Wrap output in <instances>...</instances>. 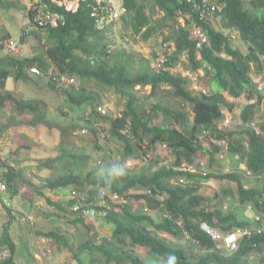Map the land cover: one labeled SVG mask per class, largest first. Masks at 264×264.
<instances>
[{
	"label": "trees",
	"instance_id": "trees-1",
	"mask_svg": "<svg viewBox=\"0 0 264 264\" xmlns=\"http://www.w3.org/2000/svg\"><path fill=\"white\" fill-rule=\"evenodd\" d=\"M155 1L166 13L158 24L151 22L150 16L145 11L146 4L141 0H124L126 12L122 19L128 26L132 22L134 32L141 33L144 39L154 36L159 29L170 30V33L164 36V41L175 40L176 49L171 53L164 52L168 69L160 72L155 70L130 73V65L122 64L121 61L125 51L117 55V60L114 58L112 60L107 45L102 41L104 29L100 26V19L107 17L108 12L102 8L99 15H95L99 10L96 9L97 1L87 0L82 1L76 11H68L49 2L53 9L65 15V23L42 30L33 29L30 32H26L23 28L21 35L24 43L31 33L39 38L41 31H44L47 45L50 44L49 49L37 56L10 54L3 58L0 55L2 66L0 75L12 72L15 78L21 79L29 74L31 67L39 66L43 70L56 67L58 71L75 75L80 79H95L105 86L112 87L127 102L122 116L103 115L108 121V125L103 126V129L94 127L90 117H87L90 128L94 131L99 129L100 132L106 129V139L124 141L125 151L129 154L135 155L145 137L149 138L151 148L156 143L162 142L175 154L176 159L173 164L162 165L152 170L149 175L129 171L122 181L119 178L111 179L106 184V169H103V172H97L95 169L87 172L81 170V173L77 174L72 171L70 177L60 179L63 184L69 182L77 184L78 189L87 185L93 188L97 195H101L103 190L106 195L114 193L125 198L123 202H114L110 201L112 199L109 196L108 201L112 207H99L106 211V220L114 225L113 233L117 238L118 243H116L121 247V253L112 252L107 243L96 244L87 241L80 246V250L85 249L94 255L91 259L92 264H95V256L98 253L105 256V263L108 264L112 261L115 264H149L134 249L138 245L146 247L148 253L155 258H161L162 264H166L170 254L176 256V264H264V234L255 233L251 237H242L239 248L228 255L223 252L221 242L212 239L203 228L204 223L222 231H232L239 227L249 228L252 224L257 226L258 224L250 217L240 216V213L249 206L264 214V116L258 115L262 110L264 92L256 89L252 78L254 67L257 71L264 72V15L260 16L252 12L246 7L244 0H217L224 6L222 11L216 12L227 19L228 27L239 30L247 47L248 53L245 54L224 31L214 28L208 21H199L198 12L186 0ZM259 1L264 2V0ZM0 3L6 10L12 8L11 5L5 4L4 0H0ZM181 15H190V18L186 17L185 23H182ZM194 24L201 25L209 38V41L201 47L197 46V41L191 34V27ZM184 53L187 54L192 68L199 69L206 65V76L211 78L215 89L194 93L189 87L187 76L170 71ZM198 53L201 54V59L197 58ZM48 83L53 87L56 86L53 82ZM77 85L78 82L64 90L74 103H83L89 97H77L75 95ZM147 85L152 86L151 96L157 95L163 85L171 86L176 97L192 105L193 119H189V114L185 110L164 106L162 101L156 105L154 112L162 110L173 126L150 124L151 115L146 117V113L140 109L138 106L140 97L135 92L137 86L144 88ZM224 92H228L233 100L227 99ZM243 93L245 98L240 102ZM6 98L16 100L9 93L1 95L0 102ZM255 98L256 102L251 103ZM26 104L23 102L21 107L25 109ZM27 105L33 110L38 108V103L32 105L29 102ZM240 105H244L238 115L241 124H233L237 129L224 127L226 111L234 114ZM182 106L185 109V104L182 103ZM37 122L34 121L32 124ZM44 122L51 126L49 121ZM174 122L180 123L181 128L176 127ZM254 124H257L260 130L253 128ZM216 140L227 141L226 154L232 158L233 165L230 171L212 170L211 166L216 156L222 152V147L215 142ZM99 146L100 144L96 148ZM200 152L208 156L211 170L204 173L200 170L183 169L184 163L193 165L195 156ZM0 164L7 166L4 175L9 183L8 190L14 195L15 191L19 190L14 182L17 178L16 170L7 165L6 161ZM240 164L246 165L245 170L240 168ZM211 177L230 179L237 183L235 189L230 187V192L237 194L238 198L232 204L231 211L218 208V204L215 211L207 209L211 205L212 197L204 195L200 188L201 184ZM182 179L184 181H181ZM139 187L149 188L153 194L147 191L133 194L137 199V205H141L140 199H145L152 210L156 207L159 209L161 202L158 197L165 195V207L161 209L169 211L173 218L167 217L160 221L153 212L147 213L144 208L133 211L128 191ZM2 198L3 193L0 190V200ZM178 220L183 222L182 226L176 223ZM185 230L193 234L196 239L195 244L187 242V245H184L167 239L174 236L182 239ZM43 234L54 238L60 245L71 248L66 235L57 231ZM164 235H168L167 238L163 237ZM4 236L12 253L9 251V256L2 264H16L13 257L15 243L8 234ZM254 254H256L255 259H253ZM76 256L78 257L77 253ZM150 262L155 264L154 261Z\"/></svg>",
	"mask_w": 264,
	"mask_h": 264
},
{
	"label": "crops",
	"instance_id": "crops-1",
	"mask_svg": "<svg viewBox=\"0 0 264 264\" xmlns=\"http://www.w3.org/2000/svg\"><path fill=\"white\" fill-rule=\"evenodd\" d=\"M4 1L5 4L10 5L8 0ZM123 1L114 0L116 8L121 10ZM213 1L219 6L217 12L222 11L224 4H219L217 0ZM141 2L146 4L145 11L150 16L151 22L158 24L160 19L166 14L165 11L155 0H141ZM244 2L246 7L252 12L258 13L260 16L264 15V2L259 0H256V2L255 0L254 2L253 0H244ZM217 12L208 17L207 21L214 28L228 34L235 41L236 45H245L239 30L228 27L227 19ZM155 14L161 15L154 20L153 15ZM186 17L190 18V15H181L180 21L185 23ZM28 23L29 15L22 29ZM129 26L132 28L131 33L135 37L149 42L151 47L154 46L157 40L156 36L162 35L163 47L157 53L159 57L164 55L165 51L171 53L176 49L175 40L164 41V36L170 33V30L167 28V31L161 32L162 29H159L158 33L154 36L144 39L141 33L137 34L134 32L132 22ZM109 28L107 26V29ZM9 40L13 41L14 37L11 29H8L4 16L0 13V55L2 57L10 55L9 49L6 48ZM20 48L21 53L23 51L22 45H20ZM2 51H5V53H2ZM125 54L126 51L121 61L122 64L130 65V73H138L136 69L138 68L140 59L145 60L144 66L146 63L150 65L151 59L148 60L147 55H145L146 57H141V55L126 56ZM156 55L155 57L158 59L159 57ZM136 57L138 61L135 60ZM197 58L201 59L200 53L197 54ZM152 59L153 67L151 65L152 69L149 71H154L155 69L156 60L153 57ZM132 66L136 67L134 71L131 69ZM205 68V64L199 69L192 68L187 54L184 53L176 65L170 68V71L187 76L189 78V87L194 93L199 91L209 92L215 89V86L211 78L206 76L207 70ZM1 69L2 66L0 64ZM203 82L206 86L202 85ZM196 84L198 85L196 86ZM151 91V85H147L144 88L137 86L135 90L140 97L138 106L146 113V117L147 115H151L150 124L173 126L171 120L166 119L162 110L154 112L156 105L162 101L164 102V106H169L175 110H185L189 114V119H193L192 105L176 97L171 86L163 85L155 96H151ZM9 93L16 100L6 98L3 102H0V151L5 154L7 161L8 159L13 161L17 173V181L25 190H17L14 195H12L10 190L2 192L3 196L11 198L13 206L10 208H0V251L11 252L4 236L8 234L15 243L13 257L16 264H86L82 256H86L89 264H92L91 259L94 255L87 250L85 251V249L80 250V246L87 241H92L96 244L107 243L110 245L112 252L121 253V247L117 244V238L114 237V225L106 220V211L99 209V207L103 206L110 207V201L115 202V194L106 195L103 193L97 195V192L87 185L86 187L84 186L85 188L78 189L77 184L70 182L63 184L60 179L70 177L72 171L75 174L81 173V170L87 172L92 169H95L97 172H103V169L107 170L117 162L123 164L126 170L125 175L119 178L121 181L127 177L129 171L149 175L152 170L162 165L173 164L176 159L173 150L162 142L156 143L151 148L149 146V138L145 137L144 142L141 143L142 146L136 150L135 155L126 153L124 141L114 138L107 140L99 129L94 131L92 128L85 126L84 116L86 113L91 114L92 110L82 111V115L78 116L73 111H67L64 105L61 106V103L60 106L63 109L55 108L53 103L56 95L65 98L69 97L68 93L61 87L49 85L44 77L28 74L25 78L17 79L12 72L11 74L9 72L8 74L0 75V97ZM224 95L229 100H233V97H230L228 92H224ZM169 99L172 101H167ZM23 102L25 104L30 102L32 105L38 103V108L37 110H33L26 104V108L24 109L21 107ZM182 103L185 104V109ZM59 114H62V118L57 119L56 117ZM72 114L75 116L74 118H78L74 123L72 121ZM261 114L262 110L258 115ZM50 117L54 118V120H50ZM45 120L49 121L51 126L47 125L44 122ZM34 121L38 122L32 124ZM174 125L181 128L178 122H174ZM84 127L88 128L87 133L82 132ZM99 144V154L91 156L88 159V155L90 154L88 152L89 149L96 148ZM224 153L219 154V156H224ZM203 154V152H200L195 156L192 171H196L197 168L195 167L203 163L202 159L199 158ZM223 158L229 159V162L232 159L229 156ZM187 166L186 163L183 164L185 169H187ZM6 169L7 166L0 164V173ZM146 190V187L131 188L128 191L130 206L133 211L144 208V211L147 213L153 212L157 219L161 221L162 209L156 207V209L152 210L153 208L145 199H140L141 205H137V199L133 194L146 192ZM218 190L221 191L222 189ZM224 191L227 192L225 187ZM109 196L112 199L110 201H108ZM206 196L208 195L206 194ZM211 201V205L207 209L215 211L217 204L219 208L220 203L214 197H212ZM74 204L87 205L90 209L96 210L97 214L96 216H83L74 210ZM148 207H150V210H147ZM50 231H57L66 235L69 240L68 245L70 244L71 248H66L65 245L62 246L57 243L54 238L43 234ZM134 249L137 253L149 254L148 250L143 246L138 245ZM70 251H74V255L69 253ZM82 253L84 255H80ZM63 255L66 256L64 257ZM68 255L71 257H67ZM95 257V264H104L106 262L103 259L105 256L101 253L96 254ZM109 264H115V262L112 261Z\"/></svg>",
	"mask_w": 264,
	"mask_h": 264
},
{
	"label": "rangeland",
	"instance_id": "rangeland-1",
	"mask_svg": "<svg viewBox=\"0 0 264 264\" xmlns=\"http://www.w3.org/2000/svg\"><path fill=\"white\" fill-rule=\"evenodd\" d=\"M8 1H9L11 6H13L14 4H16V5L13 6L11 9H7V10L2 8L0 5V9L2 10L0 13H1V15L4 16V20L8 24V29H11L14 40L16 41V43H19L20 45H22L23 51H21V53L17 54L16 56H19V55L20 56H37V55L44 54L45 51L47 49H49V47H50V44L47 45L46 34L44 31H41V37H39V38H37L35 35L31 34V36H28L26 38V40H25L26 42H24V43H22V40L20 38V36L22 35V32H23L22 26L25 24L26 20L28 19V15H30L29 9L27 6L28 5L27 0H8ZM20 1H22V2H20ZM3 6H4V4H3ZM24 13H25V16H24ZM160 15L161 14L153 15L154 20L156 19V17H160ZM100 26L104 29L102 41H103V43H105L107 45L108 51H109V49H111V51H109V53L111 54L110 57H112V59L114 58L115 60H117V58L115 56H113L114 54H116L117 51H126V54H125L126 56H128V55H141V57H146L145 55H147L149 57V58L147 57V59L148 60L151 59L150 65H149V63H146L144 66L145 60L140 59V62L138 63V68L136 69L135 66H132L131 69H132V71H134L136 69V72H143V71L145 72L147 70L149 71L150 69H152L150 67L151 65L153 67L152 57L155 58V60H157L155 55L163 47L161 34L156 36L157 40L155 41L154 46L151 47L149 42H145L142 39L140 40V38L135 37L131 33L132 28L130 26L126 25L125 21L121 18H119L118 20L112 21L110 23L103 20L100 23ZM107 26L110 28L107 29ZM163 31H167L166 28L161 30V32H163ZM235 33H236V31H235ZM125 37H127V38H125ZM241 46H242L243 51L248 53L246 45L241 44ZM6 48L10 49V42L8 43V46H6ZM2 53H5V51H2ZM48 58L49 57H47V59ZM132 60H130V62H132ZM135 60L138 61V58L136 57ZM145 68H146V70H145ZM29 74H32V72H29ZM75 77L77 78V82H78V85H77L78 88H76L77 90L75 92V95L77 97L88 96L89 99H86L87 102H85V103H74L72 100H70L69 97L63 98L60 95H56L55 101L53 103L55 108L61 110V109H63V108H61V106L64 105L65 106L64 108H66L67 111H73V112L77 113L78 116L82 115V111L85 112L86 110H88V111L92 110L91 114L86 113L84 116V118H85L84 121L86 123L85 126L89 127V125H88L89 123L87 122V117H90V120L93 122L92 123L93 126L99 127L100 129H103L104 128L103 126L108 125V121L106 119H104L103 115H109L111 117H114L116 114V111H118L120 109L124 110L126 108L127 100L125 98H122V96L119 93H117L112 87L105 86V85L99 83L97 80L92 79V78L80 79L77 76H75ZM197 85L198 84H196V86ZM202 85L206 86V84L204 82ZM243 95H244V93L241 95L242 97H240V99H239L240 102H242L243 99L245 98V96H243ZM230 97H231V95H230ZM167 101H172V100L169 99ZM60 103H61V106H60ZM108 107L113 108L114 110L108 109ZM242 108H243V106L240 105V107L237 109V111L234 114H231L229 111H226V116H225L226 120H225V123L223 124V126L224 127L226 126L228 128H231V129L232 128L237 129V127H235L233 124H241L240 119L238 118V115L241 112ZM261 108H262V114L264 116V100L261 103ZM94 109H95V112H93ZM74 117L75 116L73 115V118H72L73 123L78 119V118H74ZM56 118L57 119L62 118V114L61 115L59 114ZM50 120L53 121L54 118L50 117ZM73 123H71V124H73ZM256 128H258V127H256ZM101 133H103V134L107 133L106 129L102 130ZM88 152H90V154L88 155V159H89L91 156L98 155L100 150L98 148H93V149H89ZM225 156H227V154H225L222 157L219 155L216 156V159L214 160L215 164L214 165L212 164V166H211L212 170L217 171V172L218 171L227 172L233 168L232 162L231 161L229 162V159L223 158ZM199 158L202 159L204 164L203 165L200 164V166H197L195 168L201 169L203 171L211 170V167H209L208 156L206 154H203V155L199 156ZM18 187L21 190H25V189H23V186L21 184ZM224 187L227 189V192L224 191ZM230 187L235 189L237 187V183L233 180H230V179H227V180L219 179V181H218V179L211 177L208 182H203L201 184L200 191L202 193H205V195L207 194L208 196H212V197L216 198V201L218 203H220L221 209H223L225 211H231L232 207H233V205H232L233 202L235 200H237L238 198H237V194L234 195L230 192V189H231ZM220 188L222 189L221 191L218 190ZM250 214L251 213H249V209L247 208V209L243 210L242 213H240V216L241 217H247V216H250ZM172 242L180 243V240H176L174 238V239H172ZM223 252L227 253L228 255L231 254L230 252H228V249L223 250ZM69 253L74 255L73 254L74 251H70ZM138 253L143 255V257L146 258V261L149 260L150 254H144L142 252L141 253L138 252ZM80 255H84V253H82ZM63 256L65 257L66 255H63ZM67 257H71V256L68 255ZM82 257L85 259L86 264H89V261L86 258V256H82ZM103 259H105V258H103ZM147 263L150 264V262H147Z\"/></svg>",
	"mask_w": 264,
	"mask_h": 264
},
{
	"label": "built area",
	"instance_id": "built-area-1",
	"mask_svg": "<svg viewBox=\"0 0 264 264\" xmlns=\"http://www.w3.org/2000/svg\"><path fill=\"white\" fill-rule=\"evenodd\" d=\"M49 1L56 4L57 6H63L67 10H76L81 4V1L83 0H27L28 6H29V13L31 22L28 25V30L34 29V28H48V27H55L59 26L61 24L65 23L63 13H61L58 10L52 9L49 5ZM97 6L96 9H99L95 12V15H99V11L104 8L108 12V16L106 17L108 21L112 20L114 17H119L120 12L111 9V6H113L114 0H96ZM187 2L191 3L194 10L198 12L199 21H207L208 17L215 14L216 11H218L219 6L215 3L213 0H186ZM112 14L110 15V13ZM99 20V18H98ZM193 38L197 41V46L201 47L204 43L208 42V35L205 31V29L201 25L194 24L191 28ZM12 46V47H11ZM10 50L12 52H18L20 49L18 45L14 42H10ZM155 68L158 72L167 69L166 67V59L160 58L155 63ZM30 71L34 74H37L42 77L47 78H56V72L53 69H47L43 70L38 66L31 67ZM55 72V73H54ZM49 75V76H48ZM63 81H67L68 83L75 82L74 79H69L66 77H62ZM255 84L257 85L258 89L262 91L264 89V76L259 75L256 76L254 79ZM85 131V130H84ZM223 143H226L223 141ZM6 161L7 158L5 157V154L0 151V162ZM244 166V164H242ZM15 185L19 186L20 184L17 181V178L15 179ZM8 180L4 175V172L0 173V190L1 191H7L8 190ZM149 193H152L151 189H148ZM161 200H165L164 197L160 196ZM116 199H119V201L123 202L125 199L123 197L116 196ZM3 205L11 206L10 200L5 197L2 200H0V207ZM76 209H80L83 211L84 214L89 215H95L94 210H90L87 208H83L80 205L76 206ZM165 217H171V213L166 212ZM255 220L257 221V226H252L249 228H246L244 230H238L237 232H232L227 235H222L219 232H216L212 230L208 224L204 223L203 228L209 232L213 239L219 240L224 239L226 245L232 249L235 250L238 248V241L239 238L243 235L252 236L255 233L264 234V216L262 213H255ZM177 223L179 225H182V221L178 220ZM8 257V252L0 251V264Z\"/></svg>",
	"mask_w": 264,
	"mask_h": 264
},
{
	"label": "clouds",
	"instance_id": "clouds-1",
	"mask_svg": "<svg viewBox=\"0 0 264 264\" xmlns=\"http://www.w3.org/2000/svg\"><path fill=\"white\" fill-rule=\"evenodd\" d=\"M122 5H123V7H122V9L120 10V16H119V18H121L122 19V16H123V14L126 12V8H125V6H124V1L122 2ZM113 6L114 7H116V5H115V3L113 2ZM118 9V8H117ZM191 34H192V31H191ZM193 35V34H192ZM125 38H127V37H125ZM208 41H209V38H208ZM241 49H242V47L241 46H239ZM109 51H111V49H109ZM242 51H243V49H242ZM121 52H123V51H117L116 52V54H114L113 56H115L116 58H117V55H119ZM243 53H245V54H247L245 51H243ZM122 57H123V55H122ZM160 58H165L166 59V57H165V54L164 55H162V56H160L158 59H160ZM158 59L156 60V62L158 61ZM167 60V59H166ZM155 62V63H156ZM39 67V66H38ZM166 67H167V69L169 68L168 66H167V63H166ZM154 68H155V65H154ZM31 69V68H30ZM156 70V68L154 69V71ZM157 71V70H156ZM31 72V71H30ZM158 72V71H157ZM32 74H34V73H32ZM37 75V74H36ZM259 75H263L264 76V72H261L260 70L259 71H257V69H256V67H254L253 68V71H252V78H253V83H254V85L256 86V89L259 91V92H264V89L262 90V91H260L259 89H258V87H257V85L255 84V82H254V79L256 78V76H259ZM39 76V75H38ZM40 77H42V76H40ZM45 78V77H44ZM257 98V97H256ZM256 98H255V100H253V101H251V103H255L256 102ZM241 106H243L244 107V105H241ZM108 109H111V110H114L113 108H109L108 107ZM122 114H123V109H120V110H118V111H116V114H115V117H118V116H122ZM258 127V128H256V127ZM226 127V126H225ZM256 128L257 130H260L259 129V126L257 125V124H254L253 125V128ZM223 141H225V140H216L215 142L217 143V144H219L221 147H222V152H220V154H222L223 152H225L223 155H225L226 153H227V150H228V145H227V141H225L226 143H223ZM210 149V148H209ZM219 155V154H218ZM209 159V158H208ZM200 164H204V162L203 163H200ZM200 164H199V166H200ZM215 164V163H214ZM213 164V165H214ZM183 167V166H182ZM240 168L241 169H243V170H245V168H246V165L244 164V166H242V164H240ZM183 169H185L184 167H183ZM187 170H190V171H192L193 170V166L192 165H188L187 166ZM198 170H200V171H202V172H206V171H203V170H201V169H197L196 171H198ZM125 167H124V165L123 164H121V163H119V162H117V163H114L113 165H111L107 170H106V175H105V181H106V184L108 183V181L109 180H111V179H117V178H120V177H122V176H124L125 175ZM4 172V171H3ZM248 174H250V172L248 171ZM218 179V178H217ZM181 181H184L183 179L181 180ZM209 181V180H208ZM207 181V182H208ZM148 189L149 188H147V192H148ZM149 193V192H148ZM101 194H103V190H101ZM149 194H153V191H152V193H149ZM116 196H118V197H120V195L119 194H115V202H121V201H119V199H116ZM160 196H162V197H164L165 198V195H159V197ZM121 197H123V196H121ZM158 197V199H159V201L161 202V207L159 208V209H161L162 207H165V200H166V198H165V200H161V198H159ZM124 198V197H123ZM125 199V198H124ZM125 201V200H124ZM234 203V202H233ZM78 204H74L73 205V208H74V210L75 211H78V212H80V214L81 215H83V216H88V215H86V214H84L83 213V211L82 210H80V209H76V206H77ZM80 206H82L83 208H87V209H90L89 208V206H87V205H80ZM149 208V207H148ZM147 208V210H149ZM219 208H221V207H219ZM248 209H249V213H251L250 214V216H247V217H244V218H248V217H250V219H252L253 221H255V223L257 224V221L255 220V213H262V212H260V211H258V210H254L253 208H251L250 206L248 207ZM90 210H94V209H90ZM209 211H210V209H208ZM95 211V215H92V214H89V215H92V216H96V214H97V211L96 210H94ZM211 211H214L213 209H211ZM166 212H169V211H162V219L161 220H163L164 218H167V217H165V213ZM170 213V212H169ZM263 214V213H262ZM263 216H264V214H263ZM171 217H172V215H171ZM173 218V217H172ZM181 221V220H180ZM176 223H177V221H176ZM178 224V223H177ZM206 224H208V223H206ZM182 225H183V222H182ZM182 225H180V226H182ZM209 225V227L212 229V230H214V231H216V232H219V233H221L223 236L224 235H227V234H229V233H232V232H237L238 230H244V229H246L245 227H239V228H237V229H235V230H232V231H222V230H219V229H217V228H214V227H212L210 224H208ZM252 226H255L254 224H252L251 225V227ZM207 233H209V232H207ZM210 234V233H209ZM211 235V234H210ZM167 236L168 235H164L163 237H165V238H167ZM244 236H247V237H251V236H248V235H243V236H241L240 238H239V241H240V239L242 238V237H244ZM211 237H212V235H211ZM176 239V240H180V243H182L183 242V244L184 245H187V242H192V243H196V239L194 238V236H193V234L192 233H190L188 230H185L184 231V237L182 238V239H178L176 236H174V237H170V238H167V239H169V240H171L172 241V239ZM212 239H213V237H212ZM219 241L221 242V247L223 248V250H226V249H228V251L229 252H232V251H236L238 248H239V241H238V248L237 249H235V250H232V249H230L227 245H226V243H225V241H224V239H219ZM191 243V244H192ZM146 248V247H145ZM147 249V248H146ZM147 253V252H146ZM9 256V255H8ZM142 257H143V255H141ZM255 257H256V254H254L253 255V259H255ZM146 259V258H145ZM149 261H152V263H153V261L155 262V264H162L163 263V260L161 259V258H155L153 255H151L150 254V257H149V260L147 261V262H149ZM176 261H177V258H176V256L175 255H173V254H170L169 256H168V258H167V261H166V264H176Z\"/></svg>",
	"mask_w": 264,
	"mask_h": 264
},
{
	"label": "bare ground",
	"instance_id": "bare-ground-1",
	"mask_svg": "<svg viewBox=\"0 0 264 264\" xmlns=\"http://www.w3.org/2000/svg\"><path fill=\"white\" fill-rule=\"evenodd\" d=\"M83 1H87V0H83ZM49 2H50V1H49ZM81 3H82V1H81ZM49 4H50V3H49ZM53 4H54V3H53ZM55 5H56V4H55ZM80 5H81V4H80ZM27 6H28V5H27ZM49 6L51 7V5H49ZM62 7H63V6H62ZM79 7H80V6H79ZM79 7H78V9H79ZM51 8H52V7H51ZM64 8H65V7H64ZM28 9H29V6H28ZM52 9H53V8H52ZM65 9H66V8H65ZM78 9H76V10H78ZM111 9H112V12H113V10H116V11H119V12H120V10L117 9L116 7H114V6H111ZM55 10H56V9H55ZM66 10H67V9H66ZM76 10H68V11H76ZM29 11H30V9H29ZM112 12L110 13V15L112 14ZM29 16H30V15H29ZM63 17H64V20H65V15H63ZM118 19H119V17H114L112 20L108 21V19H107L106 16H105L104 18H101V19H100V23H101L103 20H105L106 22H109V23H110V22L115 21V20H118ZM30 22H31V18L29 17V23H30ZM29 23H28L27 26L24 28L26 32H30V31L33 30V29H30V30L27 29ZM34 29H45V28H34ZM13 41L16 43L15 40H13ZM10 42H11V41H10ZM16 44L18 45L19 49L21 50V48H20V44H19V43H16ZM20 50H19L18 52H12V51L9 49L10 54H19V53H20ZM48 69H53V70L56 72V78H55V79H54V78H45L46 82H53V83L56 84L57 87H61V88H63V89L69 88V87H71V86L77 84V78H76L75 76L70 75V74H68V73H62V72L58 71V70L56 69V67L48 68ZM62 77H66V78H69V79H74L75 82L68 83L66 80L63 81V80H62ZM77 88H78V86H77ZM84 130H85V131H84ZM82 132H83V133H87V129H83ZM103 135L106 137L107 133H104ZM6 163H7V165L9 164L10 167H12V168L15 167L13 161L10 160V159H8V161H7ZM16 187H18V186H16ZM18 188H19V187H18ZM19 190H21V189H19ZM7 191H9V190H7ZM7 191H2V192H7ZM5 197H7V198L10 200V202H11V206L3 205V206L0 207V208H4V206H5L6 208H7V207H12L13 204H12V201H11L10 197H9V196H3V198H5ZM3 198H2V199H3ZM8 255H9V252H8Z\"/></svg>",
	"mask_w": 264,
	"mask_h": 264
}]
</instances>
